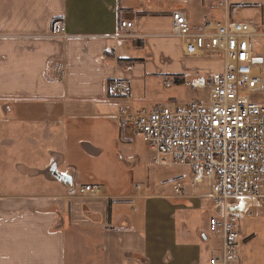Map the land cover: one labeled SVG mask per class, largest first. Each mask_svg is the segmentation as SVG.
I'll use <instances>...</instances> for the list:
<instances>
[{"label": "crops", "instance_id": "1", "mask_svg": "<svg viewBox=\"0 0 264 264\" xmlns=\"http://www.w3.org/2000/svg\"><path fill=\"white\" fill-rule=\"evenodd\" d=\"M180 1L172 10L166 0H0V264H210L221 251L214 216L202 215L215 206L206 187L163 199L121 176L126 155L142 160L113 83H138L144 93L133 95L151 103L153 77L223 71L210 55L184 56L172 14L185 12L196 32L224 15L197 19L200 0ZM57 20L67 39L52 36ZM123 22L135 24L133 37ZM60 65L66 79L51 81ZM85 186L100 196H81ZM256 203L239 209L237 264H264V205Z\"/></svg>", "mask_w": 264, "mask_h": 264}, {"label": "built area", "instance_id": "2", "mask_svg": "<svg viewBox=\"0 0 264 264\" xmlns=\"http://www.w3.org/2000/svg\"><path fill=\"white\" fill-rule=\"evenodd\" d=\"M212 9L222 10L223 18L208 21L200 32L191 28L185 12L172 14V35L182 42L186 58H207L210 53L224 56L223 71L180 83L193 90L209 89L206 102L194 101L182 107L173 102L138 107L141 102L133 95L131 85L122 80L113 83V92L121 104L123 127L142 136L153 164L189 169L193 186L205 184L210 191L208 199L215 206H223V217L210 219V232L221 244V251L210 264H237L240 220L238 215L229 214L228 206L237 200L264 205V103L249 98V94L264 93V60L252 46L254 38H264V32L254 22L232 19L228 0ZM134 29V23L121 24V30L130 37ZM52 36L69 37L65 22L53 23ZM65 79L61 65L50 78L54 82ZM164 85L171 88L176 83L165 79ZM79 193L96 198L101 189L85 186ZM174 195L185 196L182 184L175 186Z\"/></svg>", "mask_w": 264, "mask_h": 264}, {"label": "rangeland", "instance_id": "3", "mask_svg": "<svg viewBox=\"0 0 264 264\" xmlns=\"http://www.w3.org/2000/svg\"><path fill=\"white\" fill-rule=\"evenodd\" d=\"M166 1H168L172 10L183 5L180 0ZM221 1L224 0H200L203 9L199 12L200 14L193 12L195 17L199 19L202 14H206L207 16L210 15L213 18L216 17L217 14L223 16L222 11L217 12L211 10L212 4L218 6ZM229 4L232 6V12H234L232 19L241 23L254 22L258 24L264 32V0H229ZM192 11L193 10L191 9L188 13L191 14ZM252 46L254 53L261 56L264 60V38H254ZM209 55L212 56L211 60L216 64V67H218L221 62H224V56L222 53H210ZM147 84L148 89L151 90L149 94L150 96H147V100L151 103H141L138 107L149 108L153 105L152 102L162 104L173 102L177 106L182 107L194 101L206 102L209 98V89L193 90L182 85H173V87L167 88L164 85V79L162 77H153L147 81ZM131 85L132 93L137 95V97L138 95L142 97L144 92L141 85L138 83H133ZM249 98L252 102L264 103V93H252L249 94ZM131 149L132 148H130V150ZM134 151L140 156L142 161L136 165L134 163L135 156L131 157L126 155V170L121 172L122 181L126 182L130 187L136 189V187L139 186L140 189L143 190L142 192L144 195H156L163 199L174 196V187L178 183L182 184L183 189H185L187 193L189 192L192 185V172L189 169L155 166L151 161V155L148 153L147 146L140 134H137V142L134 144ZM136 169L139 170L135 173ZM203 187L205 188V184L198 186L199 190ZM246 203L257 204L250 200H237V202L231 201L228 206L229 214L240 215L242 211L239 209H242ZM209 206L210 201H205V209L208 210ZM223 211L224 208L222 205H216L212 207L211 211L205 210L202 215L203 217H207L212 214L213 216L222 218ZM258 212L259 211L254 212V217Z\"/></svg>", "mask_w": 264, "mask_h": 264}, {"label": "trees", "instance_id": "4", "mask_svg": "<svg viewBox=\"0 0 264 264\" xmlns=\"http://www.w3.org/2000/svg\"><path fill=\"white\" fill-rule=\"evenodd\" d=\"M128 64L130 65H135L138 63V61L133 60V61H127ZM171 79H173L176 83H182L186 78L184 76H171Z\"/></svg>", "mask_w": 264, "mask_h": 264}, {"label": "water", "instance_id": "5", "mask_svg": "<svg viewBox=\"0 0 264 264\" xmlns=\"http://www.w3.org/2000/svg\"><path fill=\"white\" fill-rule=\"evenodd\" d=\"M256 63H262V60H257V62Z\"/></svg>", "mask_w": 264, "mask_h": 264}]
</instances>
